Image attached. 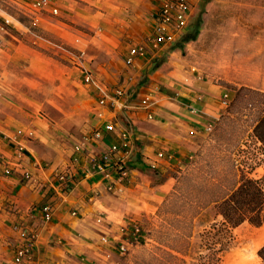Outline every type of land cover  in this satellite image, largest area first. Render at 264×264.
<instances>
[{
    "label": "rangeland",
    "instance_id": "obj_1",
    "mask_svg": "<svg viewBox=\"0 0 264 264\" xmlns=\"http://www.w3.org/2000/svg\"><path fill=\"white\" fill-rule=\"evenodd\" d=\"M113 3L107 16L105 10L100 14L98 2L94 9L74 11L89 23L75 24L60 13L45 14L34 24L22 0H0V112L5 99L39 113L55 131L54 140L60 137L69 146L82 133L89 112L80 71L104 70L108 81L117 77L113 54L100 43L101 32L112 27L118 37L125 34L120 22L134 10ZM200 10L197 39L172 49L179 50L176 58L184 69L199 71L204 85L230 91L231 103L187 153L153 172L150 186L166 184L167 190L155 207L133 214L141 239L124 254L115 250L109 264H260L264 224L225 228L215 203L242 174L264 177V126L259 125L264 116V0H201L193 16Z\"/></svg>",
    "mask_w": 264,
    "mask_h": 264
},
{
    "label": "crops",
    "instance_id": "obj_2",
    "mask_svg": "<svg viewBox=\"0 0 264 264\" xmlns=\"http://www.w3.org/2000/svg\"><path fill=\"white\" fill-rule=\"evenodd\" d=\"M30 1L22 0L25 5ZM113 1L55 0L54 5L58 14H67L69 20L80 24L89 21L85 16L80 18L75 10L94 9L98 2L100 14L104 15L105 10L107 16ZM116 1L119 6L127 5L134 10L130 19L120 22L125 34L118 37L110 31L112 27L101 32L100 43L113 54L111 64L117 77L108 81L104 70L93 72L102 78L110 92L121 90L124 100L139 101L152 92L157 101L152 110L154 116L147 119L145 111L135 110L115 118L109 108L97 104L96 95L82 81L81 70V84L89 95L88 117L82 133L65 146L60 137L58 142L54 140L55 131L42 122L39 113H27L21 106L3 99L0 158L16 161L21 146V165L30 172V179L22 180L20 169L5 175L0 165V264H14L16 223L24 224L36 236L32 258L23 264H109L117 250L120 227L133 221L134 213L155 207L167 190L166 184L150 186L153 172L187 153L195 139L205 134V126L215 123L225 110L222 95L232 96L223 87L204 85L194 66L184 69L176 58L179 50L172 49L180 38L162 49L151 48L149 37L154 31L153 15L158 10V0H138L142 8L139 4L134 6L131 0ZM200 1L192 3V16ZM40 13L36 23L41 16L51 15L48 10ZM131 46H142L145 51L127 65L125 59ZM155 85L158 92L152 89ZM114 121L116 127L106 131L105 125ZM121 126L128 129L125 141L119 136ZM99 129L101 135L97 138L94 133ZM112 145L118 149L109 155L110 164L98 170L95 163H102L101 156ZM160 150L171 153L172 158L159 160L156 168L149 167L148 159ZM121 164L128 170L127 176L116 183L114 191H107L108 177L113 178L115 168ZM59 172L69 175L70 188L66 191L56 188ZM47 202L51 213L45 219L42 207Z\"/></svg>",
    "mask_w": 264,
    "mask_h": 264
},
{
    "label": "built area",
    "instance_id": "obj_3",
    "mask_svg": "<svg viewBox=\"0 0 264 264\" xmlns=\"http://www.w3.org/2000/svg\"><path fill=\"white\" fill-rule=\"evenodd\" d=\"M196 0H158L159 6L158 10L153 15L154 21V31L153 35L149 37L150 46L154 50H159L167 45H170L175 41L176 38H181V36L187 31L189 21L192 17L191 8L192 3ZM55 0H32L26 6L28 12L32 16V21L35 24L37 21V14L48 10L51 15H57L58 9L54 5ZM145 49L142 46H131L128 49L127 57L125 62L127 65H131L133 59L136 56L142 55ZM73 57V54L71 55ZM82 81L83 83L92 91L97 97V104L100 107L109 108L110 112L116 118L118 114L124 112H130L135 110L145 111L147 119H152L154 113L152 112L154 105L156 104V99L150 92L144 96L139 101H127L123 99L122 91L117 89L110 92L107 86L104 84L102 78L92 70L83 68L82 70ZM153 91L158 92L159 87L155 85ZM222 103L225 105V109L228 107L231 97L228 93H224L221 97ZM215 123L209 122L205 128V132L212 130ZM117 123L108 122L105 125V130H113ZM120 125V124H119ZM101 130H96L94 136L100 137ZM120 138L125 141L128 139V129L125 127H120L119 131ZM118 149L117 145H112L107 153L101 156L102 163H95L98 170H103L104 166L110 164L109 155L116 152ZM22 147L19 146L18 156L16 161H10L5 158H0L1 171L3 174L8 175L14 171L20 169V174L22 180L30 179V172L21 165V154ZM172 158L171 153H165L163 151H157L153 154L151 158L148 159V165L151 168H156L157 162L159 160L165 159L170 160ZM116 174L113 178L107 179L106 190L114 191L116 183H121L128 174V170L124 165H117L115 168ZM57 190L66 191L70 188L69 175L64 172H59L56 175ZM46 190V186L42 188ZM43 217L48 219L51 213L50 203L47 202L42 207ZM14 231L17 232V245L14 248L12 262L14 264H23L31 260L32 249L36 242V236L25 229V225L22 223H16L13 226ZM140 226L137 222L130 221L121 226L119 229V243L117 250L119 253L124 254L130 250V248L136 246L141 239Z\"/></svg>",
    "mask_w": 264,
    "mask_h": 264
},
{
    "label": "trees",
    "instance_id": "obj_4",
    "mask_svg": "<svg viewBox=\"0 0 264 264\" xmlns=\"http://www.w3.org/2000/svg\"><path fill=\"white\" fill-rule=\"evenodd\" d=\"M201 11L191 17L187 31L172 48H181L183 43L197 39L202 25ZM230 103L231 101L228 107ZM259 125L264 126V116L259 121ZM215 208L217 214L221 216V224L225 228H235L244 222L254 227L261 226L264 224V177L254 178L242 174L238 184L215 203ZM257 255L261 260L260 264H264V245L257 250Z\"/></svg>",
    "mask_w": 264,
    "mask_h": 264
}]
</instances>
